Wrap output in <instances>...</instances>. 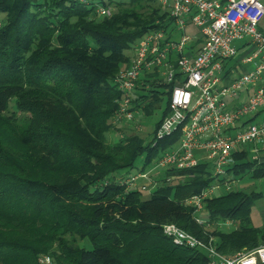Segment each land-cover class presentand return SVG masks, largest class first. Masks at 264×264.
Returning a JSON list of instances; mask_svg holds the SVG:
<instances>
[{
  "label": "trees",
  "instance_id": "obj_1",
  "mask_svg": "<svg viewBox=\"0 0 264 264\" xmlns=\"http://www.w3.org/2000/svg\"><path fill=\"white\" fill-rule=\"evenodd\" d=\"M88 1L0 0V264H38L40 255L53 264L208 263L204 252L174 246L162 234L166 224L213 238L225 256L264 243V228L250 222L262 193L231 191L204 200L203 225L183 206L212 183L204 164L178 172L179 181L147 200L116 183L138 158L145 171L178 140L177 134L152 146L130 134L106 145L119 98L113 79L136 43L170 27L171 19L158 0ZM96 4L114 11L97 18ZM146 78L148 90L139 86L133 102L146 117L164 103L156 129L169 112L173 84L155 86ZM234 160V176L258 180L264 172V163L246 151ZM227 221L234 228L224 232L220 225ZM52 245L57 253L51 255Z\"/></svg>",
  "mask_w": 264,
  "mask_h": 264
},
{
  "label": "built area",
  "instance_id": "obj_2",
  "mask_svg": "<svg viewBox=\"0 0 264 264\" xmlns=\"http://www.w3.org/2000/svg\"><path fill=\"white\" fill-rule=\"evenodd\" d=\"M89 5L88 0H79ZM171 19L167 29L146 33L134 46L128 65L119 70L113 86L119 93L109 126L122 138L127 129L137 133L141 115L134 100L146 77L155 86L173 84L169 112L153 130L152 146L178 134L176 143L166 148L145 171L134 176H116L127 191L151 195L163 184L181 179L178 172L209 166L213 183L199 195L183 202L199 214L203 201L216 192L233 190L229 171L234 155L246 151L258 165L264 163V34L258 26L264 18L262 0H158ZM97 18L108 17L114 9L95 5ZM188 28L193 29L188 33ZM241 42L251 49L241 63L250 70L228 82L225 65L238 55L234 46ZM243 103L238 99L249 93ZM133 123V125H131ZM126 127V130H124ZM162 174L157 176L156 174ZM264 181V172L260 177ZM138 182L141 184L138 185ZM220 196V195H219ZM226 223V222H225ZM162 234L179 248L202 251L207 264H264V243L231 256L217 252L214 239H198L173 224L162 226ZM38 264H53L52 258H38Z\"/></svg>",
  "mask_w": 264,
  "mask_h": 264
},
{
  "label": "rangeland",
  "instance_id": "obj_3",
  "mask_svg": "<svg viewBox=\"0 0 264 264\" xmlns=\"http://www.w3.org/2000/svg\"><path fill=\"white\" fill-rule=\"evenodd\" d=\"M187 31H188V33H192L194 30L191 28H188ZM241 44H242L241 42H236L234 44V46L239 48ZM164 107H165V105L163 103L160 106V108H157L150 117L143 116L142 114L140 116H137L135 123L140 125V127H141V130L137 133H134L135 131H132L131 129L126 130V127H124V130H126V132H124L122 138H120V137L116 136V133L114 131H112L111 127H109V130L106 134V145L107 146H115L119 142L123 141L130 134H138L144 140L145 143H148L152 139V133L154 130V126H155L156 122L159 120V118L161 117L162 112L164 110ZM19 116H22V114H19ZM131 125H133V123ZM142 164H143V157L138 158L135 162V168L126 174H122V176L123 177L134 176V175L138 174L140 167H142ZM207 168L210 169L209 166ZM227 179L228 180H234V184H232L233 190L242 191V192L254 191L256 193H264V181H262L260 179H258V180L253 179V178H251L250 174H247L244 176H234L232 174V175L228 176ZM212 183H213V181H212ZM139 184H141V182H138V185ZM224 194H226V192L223 190L218 192V193L216 192V196L224 195ZM141 198L143 200H147L150 198V195L147 192H141ZM199 217L204 222H207V220H208L207 213H205L203 211ZM210 229H212V226L209 227L208 230H210ZM77 243L79 246L81 245V242L77 241ZM82 246L88 250L91 249V246L88 244L84 243V244H82ZM53 253H57V246L56 245H52L51 251L49 252V254H51V255ZM43 256H49V255H40L39 258L43 257ZM49 257H51V256H49Z\"/></svg>",
  "mask_w": 264,
  "mask_h": 264
},
{
  "label": "crops",
  "instance_id": "obj_4",
  "mask_svg": "<svg viewBox=\"0 0 264 264\" xmlns=\"http://www.w3.org/2000/svg\"><path fill=\"white\" fill-rule=\"evenodd\" d=\"M264 3V0H262ZM258 30L260 33L264 34V18L259 23ZM237 48V47H236ZM238 49V55L233 60L227 62L225 65V78L228 82L234 80L237 76L241 73L247 72L250 70V66H245L241 63V60L250 54L251 49L248 46H244L243 44L240 45ZM250 94H242L241 97L238 99L239 103L245 102L247 96ZM157 176H161L162 174H156ZM250 222L253 228H264V193L260 199L254 202L253 206L251 207L250 211ZM221 230L224 232H229L234 228L233 223L227 221L220 225Z\"/></svg>",
  "mask_w": 264,
  "mask_h": 264
}]
</instances>
